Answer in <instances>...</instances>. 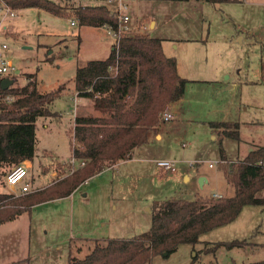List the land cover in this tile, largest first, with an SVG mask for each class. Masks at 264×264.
Returning <instances> with one entry per match:
<instances>
[{
    "label": "rangeland",
    "instance_id": "rangeland-1",
    "mask_svg": "<svg viewBox=\"0 0 264 264\" xmlns=\"http://www.w3.org/2000/svg\"><path fill=\"white\" fill-rule=\"evenodd\" d=\"M123 1L126 5L120 10L131 25L127 34L161 37L163 52L175 57L177 73L187 79L182 95L164 107L174 118L160 119L131 158L89 176L67 196L35 202L0 223V264H67L69 256L88 253L96 240L129 239L148 230L154 200L231 196L234 187L226 181L223 165L243 158L251 144H264V0ZM117 2L68 0L75 6L109 8H116ZM9 9L13 15L0 11V56L13 66L4 73L12 80L9 86L26 84L31 73L39 92L62 84L66 88L48 104L54 115L38 116L35 122L31 190L20 193L8 187L5 176L13 165H0V193L6 195L0 199V217L9 215L13 205H22L24 194L77 176L83 165L72 149L84 146L74 135V103L68 89L76 68L104 57L112 39L115 42L104 28L79 25L70 12ZM14 98L7 95L1 100ZM91 106L75 116H100ZM221 120L237 123L238 139L211 137L216 129L211 124ZM90 131L102 136L97 129ZM157 132L161 137L156 138ZM222 156L227 161H221ZM162 159L173 160L175 170L162 169L157 164ZM200 176L207 182L199 184ZM232 240L249 243L214 247ZM260 259H264V206L246 204L231 222L200 234L197 243H181L175 251H163L143 264H244Z\"/></svg>",
    "mask_w": 264,
    "mask_h": 264
},
{
    "label": "trees",
    "instance_id": "trees-1",
    "mask_svg": "<svg viewBox=\"0 0 264 264\" xmlns=\"http://www.w3.org/2000/svg\"><path fill=\"white\" fill-rule=\"evenodd\" d=\"M3 1L14 8L38 7L57 15L70 12L79 25H108L113 29L117 25L116 9L105 4ZM161 42V38L144 33L124 34L118 45L112 44L106 58L92 59L76 68L73 82L77 95L91 98L94 109L101 114L74 119V135L84 147H73L72 154L84 161L83 166L72 181L24 194L23 204L13 205L14 210L0 217V223L13 219L35 202L69 195L89 176L130 158L133 149L147 141L148 131L160 121L159 112L182 95L187 82L177 73L175 57L163 53ZM32 77L28 73V81L22 86H0V165H15L34 156L35 120L38 116L54 115L48 104L65 88L62 84L55 90L39 92ZM7 95L15 98L9 102L1 100ZM211 126L223 128L225 136L238 139L236 122L217 121ZM90 128L97 129L102 136L88 132ZM222 168L226 181L234 187L233 195L154 200L148 230L129 239L96 240L88 253L69 256L67 264H143L163 251H175L181 243H197L200 234L231 222L246 204L264 206V146L251 149L241 159L226 162ZM4 197L0 193V199ZM248 243L232 240L217 242L214 247H242ZM244 264H264V259Z\"/></svg>",
    "mask_w": 264,
    "mask_h": 264
},
{
    "label": "built area",
    "instance_id": "built-area-1",
    "mask_svg": "<svg viewBox=\"0 0 264 264\" xmlns=\"http://www.w3.org/2000/svg\"><path fill=\"white\" fill-rule=\"evenodd\" d=\"M110 1H118L116 5V11H117V25L116 28L113 29L109 27L108 25H104L107 27L108 32H110L115 37V46L118 45L119 38L127 34L131 31L130 26V18L127 14L123 13L120 9L121 7H124V4H121V0H110ZM0 11H3V16L6 15H13L14 12L12 9H9V5L3 1L0 0ZM3 48L6 47L5 44L1 45ZM112 69V67H110ZM13 70L12 63L9 60L4 59L0 56V78L4 76V73L10 72ZM160 119H172L174 118V115L169 112L167 108L163 109L160 112ZM84 161L80 160L79 164L83 165ZM157 164L162 169H167L174 171L175 170V162L173 160H167L162 159L158 160ZM211 165V164H209ZM32 168V162L30 159H23L19 163L13 165L11 169L8 171V173L5 176V183L8 187L12 189H18L20 193H25L31 190L30 188V169Z\"/></svg>",
    "mask_w": 264,
    "mask_h": 264
},
{
    "label": "crops",
    "instance_id": "crops-1",
    "mask_svg": "<svg viewBox=\"0 0 264 264\" xmlns=\"http://www.w3.org/2000/svg\"><path fill=\"white\" fill-rule=\"evenodd\" d=\"M67 1V3H68V0H66ZM71 4V3H70ZM121 4H124V5H126L125 4V2L123 1V0H121ZM117 5V4H116ZM23 8H26V7H23ZM34 8H38V7H34ZM122 8V7H121ZM18 9V8H17ZM116 9V8H115ZM123 13H124V11L123 10H121ZM126 14V13H125ZM77 21V20H76ZM155 25V22L153 21V20H151L150 22H149V26L150 27H153ZM81 26H87V25H81ZM131 26V25H130ZM91 28H104L107 32H108V30L105 28V26L103 25V26H98V27H93V26H90ZM149 35V34H148ZM150 36V35H149ZM238 36V38L240 37V35H237ZM79 38H80V36H78ZM156 37V36H155ZM159 38H161V37H159ZM162 39V38H161ZM240 40V39H239ZM114 42H113V39H112V42L110 43V48H109V51L107 52V54L104 56V57H102V58H95V59H104V58H106L107 56H108V54H109V52H110V50L112 49V44H113ZM161 46L163 47V40H162V42H161ZM163 51V50H162ZM164 53V52H163ZM165 54V53H164ZM166 56H168L167 54H165ZM176 65H177V63H176ZM177 70V69H176ZM15 73L16 74H19L20 73V71L19 70H15ZM75 74V73H74ZM3 78H4V76H3ZM5 78H7V77H5ZM32 79V78H31ZM27 81H28V78H27ZM35 82V81H34ZM27 83V82H26ZM14 86H16V85H14ZM19 86H22V85H19ZM228 86H230V85H228ZM65 88H66V86H65ZM64 88V89H65ZM63 89V90H64ZM69 91H71V95L73 96V98H72V102L74 103V107H73V111H74V117H73V124H72V127H73V129H74V126H75V121H74V118L76 117L75 115L77 114V112H80V113H83L84 114V110L86 109H88V107L89 106H91V108H92V111H94L95 109H94V107H93V102H92V99L91 98H89V97H84V96H78L77 95V91L75 90V87H74V82H73V80H72V83L70 84V86H69V89H68ZM63 92V91H62ZM172 103V102H171ZM171 103H169L167 106V108H169L170 107V104ZM83 110V111H82ZM55 113V112H54ZM173 114V113H172ZM174 115V114H173ZM53 116V115H52ZM80 116H85V115H80ZM42 117H44V116H42ZM36 120H37V118H36ZM36 120H35V122H36ZM221 121H229V120H221ZM230 122H234V121H230ZM74 125V126H73ZM45 126H47V124L45 123ZM156 127H154V128H152V129H155ZM35 129H36V123H35ZM151 130V129H150ZM213 132L211 133V137L212 138H221V136H224V134H223V128H216V129H213L212 130ZM219 131V132H218ZM155 136H156V138H159V137H161V134L159 133V132H157L156 134H155ZM36 132H35V150H36ZM251 147L249 148V150L248 151H250L251 149H253V148H256L257 146H264V144H261V145H259V144H254V145H250ZM72 148V147H71ZM137 148V147H136ZM136 148H134V149H136ZM134 149H133V151H132V154H131V157H132V155H133V152H134ZM34 150V156L36 155V151ZM248 151H247V153H248ZM246 153V154H247ZM245 154V155H246ZM244 155V156H245ZM34 156H33V158H34ZM243 156V157H244ZM130 157V158H131ZM225 158V157H224ZM81 160V159H80ZM79 160V161H80ZM221 161H227L226 159H220ZM30 161L31 162H33L31 159H30ZM121 161V160H120ZM117 162H119V161H117ZM116 162V163H117ZM116 163H114V164H116ZM113 164V165H114ZM113 165H111V166H113ZM32 166H33V163H32ZM111 166H108V167H111ZM106 168V167H105ZM31 170V169H30ZM171 171V170H170ZM55 173V171H52V174H54ZM201 177V176H200ZM205 182H207L206 181V178L204 177V179H203V182L202 183H205ZM213 197H223V195L222 194H220V193H216V194H213ZM145 208H147V207H145Z\"/></svg>",
    "mask_w": 264,
    "mask_h": 264
},
{
    "label": "water",
    "instance_id": "water-1",
    "mask_svg": "<svg viewBox=\"0 0 264 264\" xmlns=\"http://www.w3.org/2000/svg\"><path fill=\"white\" fill-rule=\"evenodd\" d=\"M12 80L8 78H3L0 82L1 88H6L11 84ZM204 177H199V184H202Z\"/></svg>",
    "mask_w": 264,
    "mask_h": 264
},
{
    "label": "bare ground",
    "instance_id": "bare-ground-1",
    "mask_svg": "<svg viewBox=\"0 0 264 264\" xmlns=\"http://www.w3.org/2000/svg\"><path fill=\"white\" fill-rule=\"evenodd\" d=\"M5 78V77H4Z\"/></svg>",
    "mask_w": 264,
    "mask_h": 264
}]
</instances>
